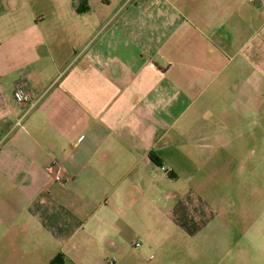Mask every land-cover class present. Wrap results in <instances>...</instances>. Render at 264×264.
Listing matches in <instances>:
<instances>
[{
    "label": "crops",
    "instance_id": "1",
    "mask_svg": "<svg viewBox=\"0 0 264 264\" xmlns=\"http://www.w3.org/2000/svg\"><path fill=\"white\" fill-rule=\"evenodd\" d=\"M125 1L0 0V264H168L179 181L264 213V0Z\"/></svg>",
    "mask_w": 264,
    "mask_h": 264
},
{
    "label": "rangeland",
    "instance_id": "2",
    "mask_svg": "<svg viewBox=\"0 0 264 264\" xmlns=\"http://www.w3.org/2000/svg\"><path fill=\"white\" fill-rule=\"evenodd\" d=\"M176 186L184 187L185 191L180 189L168 198V206L178 203V210L175 207L173 212L170 208L168 241H165L162 250H158L159 253H167L168 264H264V213L240 212L241 202L235 204L238 201L236 198L231 195L225 197L223 193L218 196L221 199L217 203L218 213L212 210L194 213V209L204 206L198 200V204L194 205L197 198H193L189 190L192 183L179 181ZM182 193L184 196H181ZM195 216V222H201V225L206 223L204 230L193 231L191 224ZM254 225L257 228L250 229ZM212 231L218 232L217 240L225 238V235L232 238V244L225 246L223 241L221 244H211L214 238L209 232Z\"/></svg>",
    "mask_w": 264,
    "mask_h": 264
},
{
    "label": "built area",
    "instance_id": "3",
    "mask_svg": "<svg viewBox=\"0 0 264 264\" xmlns=\"http://www.w3.org/2000/svg\"><path fill=\"white\" fill-rule=\"evenodd\" d=\"M130 1L131 0H126L124 4H122L120 9L124 8ZM251 1H255V0H251ZM14 96L18 101L22 103H30L32 100L30 93L26 90V88L22 84L18 85V87L14 92ZM52 166L55 167V169L53 170V175L55 179L57 180L62 179L63 177L62 165L59 162H54Z\"/></svg>",
    "mask_w": 264,
    "mask_h": 264
}]
</instances>
